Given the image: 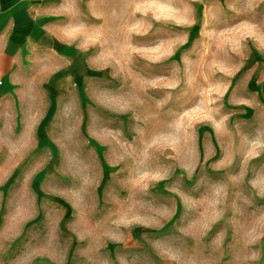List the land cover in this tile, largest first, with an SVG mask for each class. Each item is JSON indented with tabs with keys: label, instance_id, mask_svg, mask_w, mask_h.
Returning a JSON list of instances; mask_svg holds the SVG:
<instances>
[{
	"label": "rangeland",
	"instance_id": "1",
	"mask_svg": "<svg viewBox=\"0 0 264 264\" xmlns=\"http://www.w3.org/2000/svg\"><path fill=\"white\" fill-rule=\"evenodd\" d=\"M42 2L52 82L0 105V264H264V0Z\"/></svg>",
	"mask_w": 264,
	"mask_h": 264
},
{
	"label": "crops",
	"instance_id": "2",
	"mask_svg": "<svg viewBox=\"0 0 264 264\" xmlns=\"http://www.w3.org/2000/svg\"><path fill=\"white\" fill-rule=\"evenodd\" d=\"M49 43L42 0H0V105L28 99L31 115L35 107L30 101L37 97L38 84L46 85L53 79V70L48 76L47 69L38 74L35 64ZM53 66L43 65L49 69ZM42 89L46 92L44 86Z\"/></svg>",
	"mask_w": 264,
	"mask_h": 264
}]
</instances>
